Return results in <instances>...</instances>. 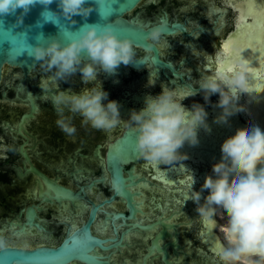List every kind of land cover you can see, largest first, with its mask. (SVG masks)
<instances>
[{"label": "water", "instance_id": "1", "mask_svg": "<svg viewBox=\"0 0 264 264\" xmlns=\"http://www.w3.org/2000/svg\"><path fill=\"white\" fill-rule=\"evenodd\" d=\"M0 264H264V0H0Z\"/></svg>", "mask_w": 264, "mask_h": 264}]
</instances>
